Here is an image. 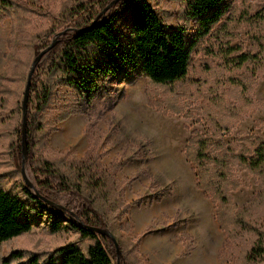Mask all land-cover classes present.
Instances as JSON below:
<instances>
[{
    "label": "rangeland",
    "instance_id": "1",
    "mask_svg": "<svg viewBox=\"0 0 264 264\" xmlns=\"http://www.w3.org/2000/svg\"><path fill=\"white\" fill-rule=\"evenodd\" d=\"M9 1L14 7L0 12V91L4 88L9 93L5 111L0 112L4 120L0 125V187L22 198L21 162L17 171L8 154L16 126L11 111L15 102L20 103L21 130V101L31 63L55 34L69 29L37 40L56 24L65 0ZM150 2L167 27L180 25L189 39L195 36L197 26L186 19L180 0ZM224 3L226 13L197 43L183 81L161 87L136 72L129 71V78L122 72L99 76L95 72L96 82L85 80L79 84L80 91L57 85L43 114L46 128L56 129L42 152L45 158L80 161L89 151L104 166L119 164L116 182L130 204L128 216L133 226L124 233L118 228L119 218L114 217L110 231L119 248L135 251L140 264L148 262L140 254V243L161 251L166 237L170 243L178 240L184 246L171 264H246L245 253L255 238L245 232V241H238L235 248L224 244L216 220L217 205L196 187V171L187 158L194 150L193 145L187 147V141L195 136L223 144L229 181L234 186L228 193L229 214L247 206L256 208L249 224L264 229V169L248 172L235 158L251 151L256 137L264 138V0ZM113 27L127 35L129 16H118ZM90 59L95 64L91 72L100 71L101 60ZM128 80L133 83L127 84ZM60 118L65 119L60 122ZM24 167L34 184L27 149ZM46 216L42 220L30 217L35 226L30 233L0 246V264L12 252L46 258L71 242L84 251L90 242H80L74 232L50 234Z\"/></svg>",
    "mask_w": 264,
    "mask_h": 264
},
{
    "label": "trees",
    "instance_id": "2",
    "mask_svg": "<svg viewBox=\"0 0 264 264\" xmlns=\"http://www.w3.org/2000/svg\"><path fill=\"white\" fill-rule=\"evenodd\" d=\"M113 1L65 0L56 24L37 36V40L51 38L59 30L69 29L34 70L26 123L27 166L35 188L47 201L64 206L67 214L36 198L22 182L19 183L22 198L0 187V246L30 233L35 227L30 217L42 220L44 214H47L45 220L50 234L74 232L80 242L90 243L84 251L75 242L67 243L46 258L16 251L1 264H115L113 242L79 226L69 214L76 215L86 227L106 230H110L112 219L118 217L119 230L129 233L133 226L128 216L130 204L119 189L115 176L119 164L104 166L99 156L89 151L80 161L68 157L45 158L42 152L48 146L49 134L56 129L46 128L43 114L57 85L80 91L79 84L85 80L96 82L95 72L97 76L122 72L126 78H129V71L136 72L161 87L183 81L188 75L190 56L197 43L210 34L227 11L225 0H180L186 19L197 26L195 36L189 39L185 27H167L150 0H120L108 8ZM13 7L9 0H0V12ZM120 15L129 16L127 35L118 33L113 27ZM80 30L81 33H71ZM47 46L45 44L42 49ZM92 57L101 60L100 71L95 68L91 72L95 66ZM132 83V80L127 81V84ZM88 87L93 89L92 84ZM8 95L4 88L0 91V112L5 111ZM11 113L16 118V126L9 139L8 154L18 171L21 162L20 103H14ZM0 125H4L3 117ZM196 137L187 141V147L194 146L187 158L196 171V187L217 205L216 220L224 234V244L234 247L238 241L244 240L243 233L251 232L255 241L245 253L246 264L264 263V229L249 224L256 208L247 206L229 214L231 198L228 193L234 186L229 181L223 144ZM255 140L257 143L251 151L245 150L246 154L235 156L238 165L252 173L264 169V138L256 137ZM126 215L125 222H122ZM120 252L123 264H140L133 249L125 252L120 248Z\"/></svg>",
    "mask_w": 264,
    "mask_h": 264
},
{
    "label": "water",
    "instance_id": "3",
    "mask_svg": "<svg viewBox=\"0 0 264 264\" xmlns=\"http://www.w3.org/2000/svg\"><path fill=\"white\" fill-rule=\"evenodd\" d=\"M120 0H114L113 2L110 3V5L108 6L111 7L112 5H114L116 2H118ZM69 30H65L62 32H59L57 34H55L54 38L52 39L51 43L49 44V46H47L44 50L40 51L39 54L34 58L33 62L31 63L27 78H26V84L24 87V91H23V97H22V101H21V168H20V176H21V180L23 182V184L30 189L36 198H39L41 200H43L45 202V204H47L49 207L56 209L57 211L63 213V214H67V210L64 206L62 205H54L51 202L47 201L45 198L41 197L40 194L38 193L37 189L35 188L34 184H32L30 182V180L28 179L27 175H26V171H25V160H26V123H27V101H28V96H29V87H30V82H31V77L34 73V70L36 68V66L40 63V60L42 59L43 56H45L57 43V40L64 36L66 33H68ZM82 30L80 31H76V33H81ZM69 216L72 218V220L74 222H76L79 226L85 227L89 230H91L92 232H94L96 235L99 236H104L108 239H110L113 244H114V248H115V252H116V260H115V264H123L122 263V255L120 252V248L118 246V244L116 243L113 234L111 233L110 230H106V229H99V228H91V227H86L83 223H81L78 218L76 217V215H74L73 213H70Z\"/></svg>",
    "mask_w": 264,
    "mask_h": 264
},
{
    "label": "crops",
    "instance_id": "4",
    "mask_svg": "<svg viewBox=\"0 0 264 264\" xmlns=\"http://www.w3.org/2000/svg\"><path fill=\"white\" fill-rule=\"evenodd\" d=\"M162 248L163 250L161 251L151 250L146 248L144 244L141 246L140 243L139 251L141 255L146 257L145 259L148 260L150 264H171L175 261L176 255L184 250L182 242L174 240L173 243H170L167 237L163 241Z\"/></svg>",
    "mask_w": 264,
    "mask_h": 264
}]
</instances>
